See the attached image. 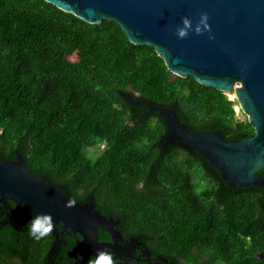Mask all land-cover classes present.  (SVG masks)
Segmentation results:
<instances>
[{
  "label": "trees",
  "instance_id": "1",
  "mask_svg": "<svg viewBox=\"0 0 264 264\" xmlns=\"http://www.w3.org/2000/svg\"><path fill=\"white\" fill-rule=\"evenodd\" d=\"M121 91L173 109L192 131L254 133L235 99L173 74L114 21L88 23L44 0H0V157L19 153L73 201L118 219L157 264H264V185L232 187L195 149L164 147L162 117ZM10 232L0 233V264H48L51 236L25 253ZM71 245L77 258L64 264L91 257Z\"/></svg>",
  "mask_w": 264,
  "mask_h": 264
},
{
  "label": "water",
  "instance_id": "2",
  "mask_svg": "<svg viewBox=\"0 0 264 264\" xmlns=\"http://www.w3.org/2000/svg\"><path fill=\"white\" fill-rule=\"evenodd\" d=\"M44 1L88 23L112 20L129 42L153 47L173 74L191 76L225 93L232 91L254 130L240 140H227L217 130L192 131L173 109L120 94L130 104L151 105L162 117L164 147L178 140L195 149L232 187L264 185L260 172L264 171V0ZM202 14H207L210 30L197 33ZM185 17L192 27L179 38L177 28L183 26ZM8 199L33 217L50 214L53 224L62 223L65 229L78 233V245L94 256L97 264H101L105 248L113 247L98 240V230L113 239L120 236L114 227L118 220L101 214L92 202L67 207L73 200L66 191L33 174L17 152L14 160L0 157V202Z\"/></svg>",
  "mask_w": 264,
  "mask_h": 264
},
{
  "label": "flooded vegetation",
  "instance_id": "3",
  "mask_svg": "<svg viewBox=\"0 0 264 264\" xmlns=\"http://www.w3.org/2000/svg\"><path fill=\"white\" fill-rule=\"evenodd\" d=\"M33 218L30 213L22 211L21 207L18 208L16 203L9 199L6 203L0 202V233L11 230L8 235L14 234L15 241L19 243L22 251L25 253L29 251L31 242H35L36 240L28 231L29 222ZM119 224L120 222L118 220V223L114 226L120 232V236L116 239L111 238L107 232H105L107 236L101 237L100 231H104L98 230V240L100 242L113 244V247H106L102 252L100 263L105 264V259L111 254L114 264H140L142 262L146 264H157L158 261L151 258L150 250L145 243L130 234H123L119 229ZM53 231L49 235L52 238L50 246L45 251L48 264H57V262H63L62 264H64V261L70 263L75 261L77 258L76 249L71 247V243L73 242L75 247H78L81 236L70 229H65L62 223L54 224ZM66 252H68V256L65 255ZM80 262V264H93V262L97 264L95 257L92 255L91 257H84Z\"/></svg>",
  "mask_w": 264,
  "mask_h": 264
},
{
  "label": "clouds",
  "instance_id": "4",
  "mask_svg": "<svg viewBox=\"0 0 264 264\" xmlns=\"http://www.w3.org/2000/svg\"><path fill=\"white\" fill-rule=\"evenodd\" d=\"M207 14H202L199 23L195 27L197 33H201L202 30H210V26L207 23ZM203 26V28L201 27ZM192 27V22L188 18H183V26L177 28V35L179 38H183L188 34V30ZM67 207H74L75 201H69L66 204ZM54 230L53 220L50 214H37L30 222L28 231L29 234L36 240H40L50 235ZM105 264H114L111 254L105 259Z\"/></svg>",
  "mask_w": 264,
  "mask_h": 264
},
{
  "label": "rangeland",
  "instance_id": "5",
  "mask_svg": "<svg viewBox=\"0 0 264 264\" xmlns=\"http://www.w3.org/2000/svg\"><path fill=\"white\" fill-rule=\"evenodd\" d=\"M78 58H79V54H78V52H73L72 54H70V55L68 56V59L71 60V61H77ZM227 95H228V97H229L230 99H235L232 91H231V92H227ZM234 111H235V113H236V115H237L238 118L243 119V113L239 110V108H238V103H237L236 105H234ZM149 125H150L152 128H154V129H158V128H159L158 123H157L154 119H150V120H149ZM101 147H102V146L99 145V147H97V148L100 149ZM95 148H96V147H95ZM95 148L92 147V148H90V150L95 151V150H96Z\"/></svg>",
  "mask_w": 264,
  "mask_h": 264
}]
</instances>
